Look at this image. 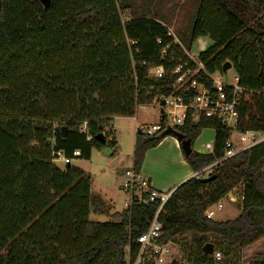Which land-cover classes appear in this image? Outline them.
I'll list each match as a JSON object with an SVG mask.
<instances>
[{
	"label": "trees",
	"instance_id": "obj_1",
	"mask_svg": "<svg viewBox=\"0 0 264 264\" xmlns=\"http://www.w3.org/2000/svg\"><path fill=\"white\" fill-rule=\"evenodd\" d=\"M123 13L130 14L124 22ZM169 28L136 0H52L48 8L40 0L0 1V264H125L127 248L138 251L157 206L111 213L93 194L91 175L71 163L60 167L56 154L74 159L80 150L90 158L93 148L116 149L108 123L174 94L178 75L170 70L187 61L184 49L201 37L213 41L198 54L205 69L223 74L231 62L251 90L238 107V130L264 133V0H197L193 21L179 31L183 48L172 45L174 62L160 56L174 41ZM153 67L167 74L158 79ZM159 123L166 127L165 115ZM107 127L112 139L103 143L97 136ZM206 128L215 130L212 151L183 153L195 173L220 160L209 175L216 178L194 175L175 189L160 215L161 240L184 245L202 235L187 254L190 264H264V251L241 260L242 250L264 237V141L222 160L234 131L207 117L194 122L190 112L173 133L149 136L138 128L133 166L140 170L146 152L177 138L174 132L193 148ZM236 189L243 192L239 216L208 219V207ZM91 212L110 220L91 221ZM209 242L220 261L203 251Z\"/></svg>",
	"mask_w": 264,
	"mask_h": 264
},
{
	"label": "built area",
	"instance_id": "obj_2",
	"mask_svg": "<svg viewBox=\"0 0 264 264\" xmlns=\"http://www.w3.org/2000/svg\"><path fill=\"white\" fill-rule=\"evenodd\" d=\"M129 15L130 14H122L123 22ZM169 35L174 37V41L162 47L160 56L162 58H168L170 62H174L178 54L175 49L172 48V45L177 43L182 47V44L171 28H169ZM131 43L133 44L134 42ZM157 43L161 45L163 43L162 39L159 38ZM184 53L187 57V61L184 62L183 65L179 64L170 70V73L176 74L178 77L174 83V94L164 98L165 104L163 108L164 115L167 119L166 127L164 128L161 123L146 126L145 134L153 136L181 126L185 123L191 112L194 122L201 121L202 117L220 120L227 127L233 131H238L240 134L239 143L243 144L237 146L232 136L226 145L225 155L222 160L231 158L238 152L263 142L264 133L262 134L254 130H247L245 132L238 130L240 123V112L238 107L245 94L251 90L239 83L237 75L234 76V81H226L222 73H210L207 71L204 64L198 60V56L191 54V52L186 49H184ZM190 62H193L194 65H189ZM143 64L145 65V63ZM151 70L152 75L158 79H161L167 74V71L163 67H153ZM199 73L203 75L202 79L196 77ZM86 125L87 123L85 122L82 129L83 132H86ZM110 130L111 128L107 127L102 133L107 140L112 139V136L108 135ZM91 138L92 136L87 134V140H91ZM206 148L211 152L213 148L212 143H208ZM79 156H81V151L76 150L74 152V157ZM56 157V160H60L64 164L72 162V158L67 157L61 151L57 152ZM219 162L220 160L196 173L194 172V175L201 178L208 177ZM122 189L128 194V198L124 204L125 210H131L135 206H157L154 216L148 220L146 231L137 239L138 251L134 253L130 246L127 248L125 264H173L172 241L163 242L161 240L163 230L162 223L160 222V215L164 205L171 198L176 188L164 191L158 190L154 187L150 178L141 170H136L134 166H132L123 173ZM233 191H235L237 197L230 198L229 200L231 203L238 204L239 200L243 199V192L237 189ZM221 200L208 207L205 211V215L208 219H213L215 215V205L218 206V209L223 208V205L220 203ZM213 256L215 261H220L222 258L221 253L215 250Z\"/></svg>",
	"mask_w": 264,
	"mask_h": 264
},
{
	"label": "rangeland",
	"instance_id": "obj_3",
	"mask_svg": "<svg viewBox=\"0 0 264 264\" xmlns=\"http://www.w3.org/2000/svg\"><path fill=\"white\" fill-rule=\"evenodd\" d=\"M136 3L143 8H148L152 14L157 13L164 17L177 38H180L179 31H185L190 26L197 7V0H136ZM212 44L213 41L209 36L201 37L192 44L190 52L198 56L200 52L206 50ZM235 74V69L232 67L224 72L223 76L226 81L231 82L234 81ZM160 110V105L141 106L133 117H113L108 126L113 128V136L118 142L116 149H114V154H107L93 148L90 158L77 157L72 159V165L85 170L91 175L93 194L101 196L110 205L111 213L125 210L124 204L128 194L122 189L123 173L132 167L137 129L139 128L145 134L146 126L159 123L162 117ZM213 138L214 129H204L194 142L193 149L196 151H199V149L206 150L205 145L207 142L211 143ZM233 141L234 143H239L240 134L238 131L233 132ZM242 144L240 143L239 146ZM56 163L62 168L66 165L60 160H56ZM168 166L172 167L170 172L173 173L175 164H168ZM236 197L235 191H231L220 201L223 205L222 209H218V206L215 205L213 219L225 221L237 218L241 209H239L238 204L231 203L229 200ZM90 220L106 222L110 220V214L91 212ZM203 239L205 240L202 235L191 236L184 245L179 243L177 239L173 240L171 248L174 261L181 264H190L187 256L188 252L193 250L191 248H195L198 242ZM207 240L211 241L210 238H207ZM73 251L74 249H70L68 252ZM259 251H264L263 239H259L254 244L244 248L241 252V260L246 262Z\"/></svg>",
	"mask_w": 264,
	"mask_h": 264
},
{
	"label": "crops",
	"instance_id": "obj_4",
	"mask_svg": "<svg viewBox=\"0 0 264 264\" xmlns=\"http://www.w3.org/2000/svg\"><path fill=\"white\" fill-rule=\"evenodd\" d=\"M214 140L215 130L214 138L211 140L212 145ZM208 143L210 142H207V144ZM239 144L240 143H236L237 146H239ZM206 145V150L199 149V152L208 153L209 150L206 148ZM107 154L113 155L114 150H111V152L108 151ZM167 163L175 164L173 168L175 171L173 173L170 172L172 167H169ZM140 170L148 178H150L154 187L161 191L174 189L195 174L186 161L179 141L173 136H167L160 142V144H158V146L151 148L146 152L145 159ZM260 239L264 240V237Z\"/></svg>",
	"mask_w": 264,
	"mask_h": 264
},
{
	"label": "water",
	"instance_id": "obj_5",
	"mask_svg": "<svg viewBox=\"0 0 264 264\" xmlns=\"http://www.w3.org/2000/svg\"><path fill=\"white\" fill-rule=\"evenodd\" d=\"M0 1H1V0H0ZM40 1H41V3L44 5L45 8H48V7L51 5V2H52V0H40ZM232 67H233V64H232L231 62H226V63L224 64V66H223V72H226L228 69H230V68H232ZM164 104H165V101H164V99H163V100L161 101V103L159 104L160 107H161L160 112H161V114H162L163 116H164V108H163ZM62 131H63V132H62L63 135L65 136V135H66V131H67V127H63V128H62ZM167 133H173V129H169ZM174 133H175V135L177 136V140H178L179 142L181 141V143H182V150L185 152L186 157L190 156L191 153L193 152V148H192V146H191V140L185 139V136L182 135V134H180V133H178V132H174ZM97 138H98L100 141H102L103 143H106V139H105V137H104L103 134H99V135L97 136ZM102 151H103L104 153H107L108 151L111 152V149H110V148H105V149H103ZM215 178H216V176L213 175V176L204 177L203 180H204V181H212V180H214ZM181 184H182V183H181ZM181 184H180V185H181ZM180 185H179V186H180ZM176 188H177V187H176ZM214 249H215L214 244L211 243V242H209V243H207V244L204 246L203 251H204L205 253L209 254V255H213Z\"/></svg>",
	"mask_w": 264,
	"mask_h": 264
}]
</instances>
